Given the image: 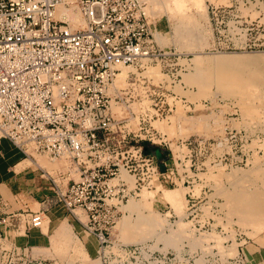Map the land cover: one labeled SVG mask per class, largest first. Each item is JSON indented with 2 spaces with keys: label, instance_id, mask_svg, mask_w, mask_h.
<instances>
[{
  "label": "built area",
  "instance_id": "2783aa9c",
  "mask_svg": "<svg viewBox=\"0 0 264 264\" xmlns=\"http://www.w3.org/2000/svg\"><path fill=\"white\" fill-rule=\"evenodd\" d=\"M146 6L147 0H0V137L26 157L29 150L72 164L76 178L37 166L50 191L44 201L60 204L80 232L93 238L95 252L115 246L111 253L119 264L129 248L109 240L118 202L151 188L153 178L159 186L175 184L176 167L188 173L228 155L230 167L239 161L224 150L236 132L228 126L207 163L202 159L208 143L199 136L176 140L179 152L170 151L168 163V157L158 159L145 150L144 144H167L151 122L171 109L161 86L136 73L167 55L153 38ZM122 67L128 68L126 85L117 88L113 80ZM209 103L203 99L201 107ZM121 170L131 182L120 176ZM187 195L186 204L193 200ZM43 211H29L26 225L39 228ZM20 249L13 256L28 264L32 256L25 261ZM35 261L46 264L40 256Z\"/></svg>",
  "mask_w": 264,
  "mask_h": 264
},
{
  "label": "rangeland",
  "instance_id": "374dc122",
  "mask_svg": "<svg viewBox=\"0 0 264 264\" xmlns=\"http://www.w3.org/2000/svg\"><path fill=\"white\" fill-rule=\"evenodd\" d=\"M172 1L179 2L147 0L151 31L158 34L154 40L167 55L137 71L149 77L146 69L156 67L161 78L150 80L161 86L162 99L171 105L164 120L151 122L167 142L159 147L163 158L168 157V163L170 151L179 152L176 140L199 136L208 143L202 159L207 163L213 158L208 153L216 150L214 143L223 134L219 129L223 125L236 129L235 136L223 146L239 161L230 167L228 155L202 170L192 168L185 173L176 167L175 184L159 186L152 181L155 187L138 192H146L147 200H138L137 195L132 198L134 207L128 209L125 205L130 198L123 203L109 240L129 248L121 264L260 263L259 255L264 257V0H197L196 6L185 0H180L181 6ZM167 5L172 8L171 15ZM203 99L213 104L201 107ZM146 103L143 100L144 106ZM163 106L166 108L165 103ZM170 115L176 117L173 122H169ZM33 160L53 167L45 157L35 155ZM218 162L215 159L214 163ZM234 170L245 178H232ZM20 190L15 197L25 196V189ZM187 194L193 200L186 204ZM56 208L73 233L52 241L50 228L47 244L28 248L25 261L31 253L46 264H119L111 253H115V246L110 243L104 251L95 252L93 238L80 232L79 224L62 207ZM19 213L4 222L0 219V228L15 229L10 220L20 223L22 215L24 224L28 216L22 209ZM206 215L212 219L204 218ZM41 228L46 232L45 225ZM10 242L0 240L4 246ZM139 244L144 246L141 251L133 248ZM258 245L260 251L250 253Z\"/></svg>",
  "mask_w": 264,
  "mask_h": 264
},
{
  "label": "crops",
  "instance_id": "0c3cea01",
  "mask_svg": "<svg viewBox=\"0 0 264 264\" xmlns=\"http://www.w3.org/2000/svg\"><path fill=\"white\" fill-rule=\"evenodd\" d=\"M36 168L37 164L32 157H24V154L10 140L0 137V219L3 217L12 219L19 216L20 209L26 212L25 215L29 211L43 209V216L48 218L45 224L46 232L40 227H29L26 222L23 224L24 215H22L20 223L10 220V222L15 223V229L0 228L2 235L20 248L46 245V233L49 232L50 228H53L50 236L52 241L65 239L69 235L66 233L61 235L62 230L58 227L65 219H61L62 214L57 211L56 207L62 206L60 204H46L44 201V198L50 195V191L44 185L45 182L38 177ZM27 169L32 173L29 171L26 173ZM19 189H25V196L15 197L14 194H18ZM16 226L19 227L18 230H16ZM260 247V245L253 247L250 253L256 255L260 251ZM90 251L87 249L88 253ZM259 257L263 262L264 257L260 255ZM262 262L256 264H264Z\"/></svg>",
  "mask_w": 264,
  "mask_h": 264
},
{
  "label": "bare ground",
  "instance_id": "6f19581e",
  "mask_svg": "<svg viewBox=\"0 0 264 264\" xmlns=\"http://www.w3.org/2000/svg\"><path fill=\"white\" fill-rule=\"evenodd\" d=\"M185 1H187L190 5H198V1L197 0H185ZM184 1V2H185ZM165 2H166V0H165ZM171 2V1H170ZM173 2V4L174 3H178L180 6H181V4L183 3V1H180L179 0V2H181V3H179L178 1H172ZM163 3V2H162ZM168 3V0H167V2H166V4ZM176 3V4H177ZM186 3V2H185ZM170 5V4H169ZM166 6V5H165ZM168 6V5H167ZM183 6V5H182ZM173 7H175V5L173 6ZM178 7V6H177ZM184 7H185V5H184ZM172 9V8H171ZM171 9H169V6H168V11L167 12H169V10L171 11ZM179 9V8H178ZM180 9H182L181 7H180ZM175 11V10H174ZM169 14H170V12H169ZM149 15V14H148ZM171 15V14H170ZM175 18V17H174ZM152 32V31H151ZM157 32H155L154 33V35H155V37H158V34H156ZM152 35H153V32H152ZM154 35H153V38H154ZM202 45V44H201ZM199 55V54H198ZM197 56V55H196ZM148 66V64L144 67V68H146ZM143 68V69H144ZM154 68H156V67H148L147 69H146V71H145V73L149 76L148 78L149 79H151V80H156L157 79V77H160L159 76V71H158V69H154ZM142 69V70H143ZM127 72H128V68L127 67H122L121 69H120V71L116 74V76H115V78H114V80H113V86L114 87H117V88H120V87H123V86H125L126 85V80H125V78H126V76H127ZM136 73H137V71H136ZM146 74H144V75H146ZM162 76V75H161ZM186 76V75H185ZM145 77H147V76H145ZM161 78V77H160ZM157 82V81H156ZM142 102H143V100H142ZM212 104H213V101L211 102ZM114 106V105H113ZM144 106V105H143ZM134 107V106H133ZM175 111V110H174ZM175 113V112H174ZM167 116V115H166ZM175 115H170L169 117H168V119H169V122H173L174 120H175ZM158 120V119H157ZM162 120H164L163 118H162ZM153 121H155V120H153ZM153 121H152V123H153ZM223 121V120H222ZM151 123V124H152ZM206 125L208 126V124L206 123ZM154 127V126H153ZM155 128V127H154ZM219 129H224V126L222 125V126H219ZM28 153H29V157H33V158H35V155L36 156H39V157H45V156H43V155H41V154H38V153H33V152H31V151H27ZM46 159H48L47 157H45ZM40 159V158H39ZM48 160H50V161H52V162H55L58 166L59 165H61V166H64V167H60V170L62 171V172H67L68 173V175L69 176H71V177H73V178H76V174L73 172V169L72 168H70L68 165H67V163L65 162V161H67V160H63V161H59L58 162V160H55V159H48ZM47 160V164H49V165H52L53 167H48L47 165H46V163L44 164V167L42 166V165H40L38 162H36V164H37V166H39V167H41V168H43L44 170H46V171H48L49 173H52V174H55L56 173V171H58V169L59 168H57V165H55V164H53L52 162L51 163H49V161ZM43 162V161H42ZM46 162V161H45ZM63 168H65V169H63ZM235 171V170H234ZM215 175V174H214ZM213 175V176H214ZM120 176H122L124 179H126L127 181H129V182H131V180L129 179V177L124 173V171L123 170H121L120 171ZM212 176V177H213ZM232 178H235V179H239V178H245V176L241 173V171H238V172H233L232 173ZM154 178L150 181V184H151V188H153V187H155L154 186V184L152 183V181L154 182ZM247 183V182H246ZM167 192H169V193H172V191H167ZM167 192H166V194H167ZM138 196H139V198H138V200H147V198H148V196H147V193L146 192H141V193H139L138 194ZM128 200V199H127ZM127 200L126 201H121V202H118L117 203V205H118V207H119V209L121 208V206L123 205V203L124 202H127ZM134 204H135V199H132V198H130L129 199V202L127 203V205H125L126 206V208L128 209V206H130V207H134ZM75 213L76 214H78V218L80 219V220H83V214L82 213H80L78 210H76L75 211ZM118 219V218H117ZM117 219H116V221H117ZM4 221H5V218H4ZM47 221H48V218H47V216H43V219H42V222H41V225H40V228L43 226V225H45L46 223H47ZM116 221H115V223H116ZM115 225V224H114ZM114 225H113V227H114ZM46 226V225H45ZM155 226V225H154ZM153 226V227H154ZM62 231H61V235H63V233H66L67 235L68 234H70V233H73V231H72V229H71V227H70V225H68V223H67V221L66 220H64L59 226H58ZM16 230H18V226H16ZM183 228V227H182ZM20 236V235H19ZM1 239H6L5 237H3L2 238V233H1V231H0V240ZM76 245H78V244H76L75 243V247H76ZM74 247V248H75ZM19 246H16L14 243H12V242H10V244L9 245H7V246H4V245H1L0 244V264H24V262H23V258H17V257H15V256H13L14 254L12 253V251L13 252H15L14 251V249H17V251H19ZM76 249V248H75ZM75 249H73V250H75ZM78 249V248H77ZM76 249V250H77ZM24 254H28L29 253V250H28V248L27 247H23L22 249H20ZM72 250V251H73ZM75 253V252H74ZM79 253V252H78ZM104 254V253H103ZM30 256H32V258H31V260H29V262H28V264H36V256H33V255H31V253H30Z\"/></svg>",
  "mask_w": 264,
  "mask_h": 264
},
{
  "label": "water",
  "instance_id": "95a60500",
  "mask_svg": "<svg viewBox=\"0 0 264 264\" xmlns=\"http://www.w3.org/2000/svg\"><path fill=\"white\" fill-rule=\"evenodd\" d=\"M154 153H155L156 158L159 159L160 154H161V150H160L159 148H155V149H154ZM159 168L162 169L161 164H159Z\"/></svg>",
  "mask_w": 264,
  "mask_h": 264
},
{
  "label": "trees",
  "instance_id": "16d2710c",
  "mask_svg": "<svg viewBox=\"0 0 264 264\" xmlns=\"http://www.w3.org/2000/svg\"><path fill=\"white\" fill-rule=\"evenodd\" d=\"M144 147H145V150L147 151H154L155 147H147L145 144H144ZM159 158H163V152L161 151V154H160V157Z\"/></svg>",
  "mask_w": 264,
  "mask_h": 264
}]
</instances>
